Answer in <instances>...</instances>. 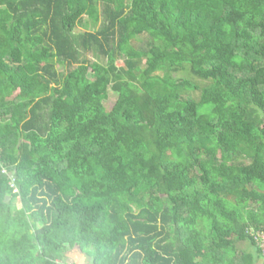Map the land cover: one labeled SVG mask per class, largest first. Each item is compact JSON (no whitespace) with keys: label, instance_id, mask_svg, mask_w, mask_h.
I'll return each instance as SVG.
<instances>
[{"label":"trees","instance_id":"trees-1","mask_svg":"<svg viewBox=\"0 0 264 264\" xmlns=\"http://www.w3.org/2000/svg\"><path fill=\"white\" fill-rule=\"evenodd\" d=\"M263 228L264 0H0V264H251Z\"/></svg>","mask_w":264,"mask_h":264},{"label":"rangeland","instance_id":"rangeland-1","mask_svg":"<svg viewBox=\"0 0 264 264\" xmlns=\"http://www.w3.org/2000/svg\"><path fill=\"white\" fill-rule=\"evenodd\" d=\"M91 11L92 10H88V12H90V15H91ZM84 23L88 25L87 21H85ZM107 103H108L109 106H111L113 104V101L110 99V100H108ZM213 103H215V106H216L215 110H217L218 107L221 105V103L219 101H217V100L216 101L214 100ZM15 205L17 207L20 206L19 200L15 201ZM232 251H233V248L229 247L228 254L231 255ZM64 258H66V260L68 262L72 261L75 264H90V258L87 255H85L84 253H82L81 250H79L78 247H75V248L73 247V248L67 250L64 253Z\"/></svg>","mask_w":264,"mask_h":264},{"label":"built area","instance_id":"built-area-1","mask_svg":"<svg viewBox=\"0 0 264 264\" xmlns=\"http://www.w3.org/2000/svg\"><path fill=\"white\" fill-rule=\"evenodd\" d=\"M3 172H6L5 169L2 170ZM8 173V172H6ZM10 177V182L12 183L13 177L8 174ZM250 234L255 242L256 247L259 249L261 257L264 258V228L260 230H252L250 231ZM63 264H72L70 262H63Z\"/></svg>","mask_w":264,"mask_h":264},{"label":"crops","instance_id":"crops-1","mask_svg":"<svg viewBox=\"0 0 264 264\" xmlns=\"http://www.w3.org/2000/svg\"><path fill=\"white\" fill-rule=\"evenodd\" d=\"M240 250L247 252L249 255L254 257L253 263H251V264H264V258L258 256L256 247L254 245H251L250 243L242 242V243H240Z\"/></svg>","mask_w":264,"mask_h":264}]
</instances>
